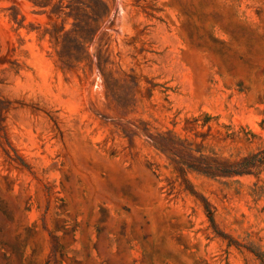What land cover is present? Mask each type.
<instances>
[{
	"label": "rangeland",
	"instance_id": "374dc122",
	"mask_svg": "<svg viewBox=\"0 0 264 264\" xmlns=\"http://www.w3.org/2000/svg\"><path fill=\"white\" fill-rule=\"evenodd\" d=\"M257 152L264 0H0V264H264Z\"/></svg>",
	"mask_w": 264,
	"mask_h": 264
},
{
	"label": "trees",
	"instance_id": "16d2710c",
	"mask_svg": "<svg viewBox=\"0 0 264 264\" xmlns=\"http://www.w3.org/2000/svg\"><path fill=\"white\" fill-rule=\"evenodd\" d=\"M251 157H255V162L260 161L263 159L264 153L263 152H257L254 155H252ZM241 172H243V171H241ZM209 217L211 220H213V216H212L211 212H209Z\"/></svg>",
	"mask_w": 264,
	"mask_h": 264
}]
</instances>
